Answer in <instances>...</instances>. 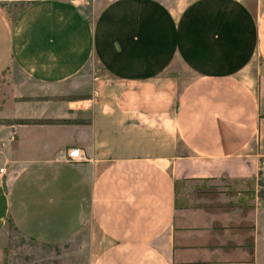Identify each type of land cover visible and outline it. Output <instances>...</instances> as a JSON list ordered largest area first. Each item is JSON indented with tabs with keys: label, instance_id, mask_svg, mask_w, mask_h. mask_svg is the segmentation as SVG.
I'll return each instance as SVG.
<instances>
[{
	"label": "crops",
	"instance_id": "obj_1",
	"mask_svg": "<svg viewBox=\"0 0 264 264\" xmlns=\"http://www.w3.org/2000/svg\"><path fill=\"white\" fill-rule=\"evenodd\" d=\"M10 65L0 234L47 264H264V0H29L0 10Z\"/></svg>",
	"mask_w": 264,
	"mask_h": 264
},
{
	"label": "rangeland",
	"instance_id": "obj_2",
	"mask_svg": "<svg viewBox=\"0 0 264 264\" xmlns=\"http://www.w3.org/2000/svg\"><path fill=\"white\" fill-rule=\"evenodd\" d=\"M29 0H0V10L12 21ZM93 71L87 67L72 81L70 85L77 87L76 93L87 92ZM24 75L14 65H10L0 77V125L10 124V111L13 103L21 101V91L23 86L30 85ZM80 89V90H79ZM252 183V182H251ZM257 183L264 186V164ZM258 195L263 196V188L258 191ZM65 259L72 260V254L67 248L62 249ZM67 250V251H66ZM0 252L2 264H47L53 247L38 245L23 235H21L12 224H7L2 234H0Z\"/></svg>",
	"mask_w": 264,
	"mask_h": 264
},
{
	"label": "built area",
	"instance_id": "obj_3",
	"mask_svg": "<svg viewBox=\"0 0 264 264\" xmlns=\"http://www.w3.org/2000/svg\"><path fill=\"white\" fill-rule=\"evenodd\" d=\"M79 0H75L77 2ZM60 158L65 161L66 163H79L85 161V157L79 149H69L64 152ZM3 172V169H0V174Z\"/></svg>",
	"mask_w": 264,
	"mask_h": 264
},
{
	"label": "trees",
	"instance_id": "obj_4",
	"mask_svg": "<svg viewBox=\"0 0 264 264\" xmlns=\"http://www.w3.org/2000/svg\"><path fill=\"white\" fill-rule=\"evenodd\" d=\"M27 4H28V3H27ZM27 4H26V5H27ZM24 7H25V6H24ZM22 9H23V8H22ZM22 9H21V10H22ZM17 123H18V124H24V123H26V122H24V121H19V122H17ZM36 123L40 124V123H42V122H41V121H38V122H36Z\"/></svg>",
	"mask_w": 264,
	"mask_h": 264
}]
</instances>
